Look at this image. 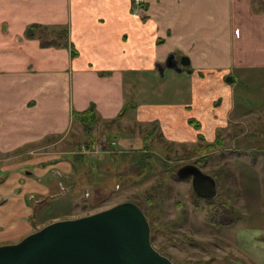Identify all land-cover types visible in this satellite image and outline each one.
<instances>
[{
  "label": "crops",
  "instance_id": "0c3cea01",
  "mask_svg": "<svg viewBox=\"0 0 264 264\" xmlns=\"http://www.w3.org/2000/svg\"><path fill=\"white\" fill-rule=\"evenodd\" d=\"M35 24L66 29L78 55L29 38ZM171 55L190 66L167 68ZM245 68L264 69V0H0V157L34 155L24 169L33 177L0 186V243L33 230L26 195L48 196L71 172L67 159L37 151L81 127L73 112L95 105L106 125L132 104L117 123L159 121L167 140L193 143L194 119L213 142L236 109L226 79ZM166 83L170 99L159 101ZM131 141L142 144L119 140Z\"/></svg>",
  "mask_w": 264,
  "mask_h": 264
},
{
  "label": "rangeland",
  "instance_id": "374dc122",
  "mask_svg": "<svg viewBox=\"0 0 264 264\" xmlns=\"http://www.w3.org/2000/svg\"><path fill=\"white\" fill-rule=\"evenodd\" d=\"M140 2L135 0L137 5ZM234 74L227 82L235 86L236 109L229 127L218 132L222 144L214 149L207 150L215 141L206 138L171 142L161 129L148 136L152 123L140 125L129 119L113 127L115 140L100 120L92 145L76 125L66 138L39 144L37 152L67 159L72 170L60 177L48 196L26 195L28 206L35 210L30 234L53 222L89 216L129 201L146 214L153 246L175 264H264V240H260L264 239V69L245 68ZM164 86L165 98L163 87L156 93L159 101L170 99L173 86ZM136 137L142 144L119 142ZM236 150L251 153L238 158L232 155ZM33 156L0 157V186L33 177L34 172L29 176L24 170L32 171L25 162ZM14 163L22 167H12ZM186 165H196L216 179V199L197 196L192 179H177L178 170ZM219 208L227 220L241 216V221L230 227L211 224L209 217Z\"/></svg>",
  "mask_w": 264,
  "mask_h": 264
},
{
  "label": "water",
  "instance_id": "95a60500",
  "mask_svg": "<svg viewBox=\"0 0 264 264\" xmlns=\"http://www.w3.org/2000/svg\"><path fill=\"white\" fill-rule=\"evenodd\" d=\"M190 64L188 57L179 60L171 55L166 67L182 71ZM177 177L192 179L194 192L201 198L213 200L219 194L216 179L196 165L180 168ZM0 264L175 263L153 246L146 214L128 201L89 216L53 222L18 243L2 245Z\"/></svg>",
  "mask_w": 264,
  "mask_h": 264
},
{
  "label": "trees",
  "instance_id": "16d2710c",
  "mask_svg": "<svg viewBox=\"0 0 264 264\" xmlns=\"http://www.w3.org/2000/svg\"><path fill=\"white\" fill-rule=\"evenodd\" d=\"M27 36L31 39H39L41 42V46L44 48L48 47H66V48H71L72 50V55L77 56L78 52L74 49L73 46L69 44V32L66 29L62 30H52L47 27L35 24L30 26ZM136 109V106L132 104H126L119 114V116L106 123V130L108 137L112 139H117L118 136L114 134L113 127L117 124L118 120L120 117H122L128 109ZM73 119L74 122L79 124L83 130V133L85 134V137L87 139V143L89 145H92L96 142L95 137H94V129L96 126V123L98 121V115H97V110L95 105H91L87 110L84 111H75L73 112ZM190 125H192L198 132V139L201 141H205V136L200 132L202 130V125L199 121L191 119L189 121ZM153 126L152 131L148 132L147 135H153L154 131L160 129V123L159 121H155L151 124ZM147 129V128H146ZM161 135H163L161 133ZM164 137V136H163ZM51 139L54 138H49L47 141H50ZM220 137L218 136L215 140L214 143L209 144L207 146V150L214 149L216 146L221 145ZM250 150L246 151H240L236 150L233 151L232 155L235 157H248L250 155ZM178 180H183L181 178H177ZM225 212L224 210H221V208L217 209L214 213V215L209 217V221L211 224L216 225L218 227H230L237 222L241 221V216L237 218L236 220H231L224 218Z\"/></svg>",
  "mask_w": 264,
  "mask_h": 264
},
{
  "label": "built area",
  "instance_id": "2783aa9c",
  "mask_svg": "<svg viewBox=\"0 0 264 264\" xmlns=\"http://www.w3.org/2000/svg\"><path fill=\"white\" fill-rule=\"evenodd\" d=\"M141 2H142V0H141ZM141 2H140V3H141Z\"/></svg>",
  "mask_w": 264,
  "mask_h": 264
}]
</instances>
